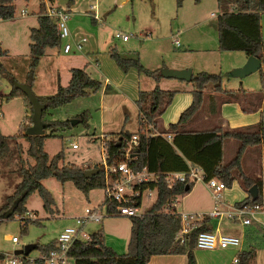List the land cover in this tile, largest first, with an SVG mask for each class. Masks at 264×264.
<instances>
[{
    "label": "trees",
    "instance_id": "1",
    "mask_svg": "<svg viewBox=\"0 0 264 264\" xmlns=\"http://www.w3.org/2000/svg\"><path fill=\"white\" fill-rule=\"evenodd\" d=\"M71 0H68V2ZM182 0H175L179 6ZM220 12L216 15L215 25L217 33V47L219 50H241L244 54H252L260 60L264 59V40L260 32V12H264V0H216ZM14 13L13 0H0V18H10ZM28 61L23 82L30 86L34 78V69L39 57L44 53L46 47H58L62 38L59 37L53 18L45 13L43 2H39L36 12V25L28 30ZM5 49L0 48V54ZM108 54L122 71L129 67L138 72L150 75L154 78L160 76L158 68L148 69L138 60L137 56L119 53L112 45L107 48ZM69 77L65 84L58 83L55 91L47 95H37L38 100L45 104L41 118L48 122L47 132L41 134H24L23 130L30 123V114L26 123L19 124V129L13 134L0 132V156L8 149V140L23 137L27 141L25 152L33 158L32 163L21 164L18 167L19 180L14 184L11 193L4 196L0 205V214L8 217L13 212H23L27 195L36 191L42 201L44 209H50L52 195L41 183V179L52 176L63 182L70 180L72 184L83 192L94 187H103V165L99 163L97 171L90 176L83 174V168L78 164L65 161L62 147L49 155L43 150V140L47 136H53V131L58 126H66L68 120H57L44 118L45 109L55 107L69 101L72 97L85 94L88 89L96 90L101 86V81L91 77L80 67H70ZM11 82L14 77L6 72ZM193 88L190 90L189 103L179 112L174 122H169L168 131L163 133H149L146 127L154 122L156 115L160 114L171 102L175 90L162 89L154 85L149 90H139L135 99L137 106V128L135 132H129L120 128L116 135L104 138V162L114 165L124 158L125 142L132 134L136 135V142L129 149L127 165L133 170H139L143 166L150 171L157 172V178L152 181L142 182L138 185L141 190L144 187H155L156 195L150 205L139 215L130 216L129 233L126 242V250L118 253L103 240L101 229L89 234V238L74 239L67 248V255L73 260V264H145L152 254L184 253L185 264H195L193 248L196 233L200 230H209L213 226L210 218L204 217L183 234L180 241L176 235L180 222L178 213L169 204L174 199L176 188H167L163 179V173L167 171L185 170L187 162L199 165L204 177L215 176L223 181L226 187L230 186L233 177L231 169L235 168L243 185L248 188L254 184L255 194L251 196L248 192L245 197L235 201L245 200L248 202H260L261 179L249 178L240 169L239 158L246 145H254L264 142V126L259 125L255 131H223L218 126L205 130L178 129L177 126L198 108L202 90L211 83L213 90L221 89V76L219 72L197 71L191 74L189 80ZM20 95L24 103L29 104L24 93L10 83V89L4 94V98ZM27 105V106H28ZM31 113V107H30ZM86 112L82 111L77 119L85 121ZM169 134V139L164 134ZM224 137H234L239 140V145L234 156L227 162H222L221 142ZM15 147L20 146L15 141ZM20 151L19 149H17ZM87 168V167H86ZM192 184L188 185L187 190ZM183 186L181 192H185ZM102 203L106 211H114V201H108L104 197ZM127 203L139 206L140 195L132 196ZM167 206V210L163 208ZM25 225L26 220L36 219L22 218ZM260 236L259 247L264 250V225H257L255 229H246L243 235L245 246L236 252L237 261L232 264H248L254 249L253 238L256 234ZM40 253H46L55 245V238L43 244L35 242ZM2 253L0 252V257ZM20 264H44L41 256L27 258L20 257Z\"/></svg>",
    "mask_w": 264,
    "mask_h": 264
},
{
    "label": "rangeland",
    "instance_id": "2",
    "mask_svg": "<svg viewBox=\"0 0 264 264\" xmlns=\"http://www.w3.org/2000/svg\"><path fill=\"white\" fill-rule=\"evenodd\" d=\"M34 2L36 0H29L25 4V0H13V16L0 18V48L5 49V52L0 54V131L3 134L17 132L19 124L21 127V124L26 123L30 116V106L24 103L22 96L15 95L6 99L4 94L9 91L11 83L6 72L11 73L15 80L21 81L22 73L27 68L28 30L30 26L36 25L37 9L33 7ZM88 3L92 8L95 3L96 13L100 17L99 23L92 22L91 11L85 17V26L94 33L99 51L112 45L119 53L135 55L143 66L145 64L151 68L153 64L186 61L192 64L193 68L219 72L222 85L226 84V78L240 80L241 85L246 84L248 79H251V84L254 86L259 83L258 77L261 70L259 68L240 79L229 75L231 66L243 59L245 54L241 50L218 49L215 19L220 10L216 0H182L179 6L176 5L175 0H124L119 3H115V0L112 2L88 0L87 5ZM21 8L25 11L20 12ZM260 17L262 22L260 32L264 40V12L260 14ZM115 31L127 34V39L122 40L114 36ZM175 38L178 40L176 45L173 42ZM109 57L114 61L110 55ZM58 58L61 61L59 55ZM73 62L78 61L73 59ZM62 70L61 75L64 79L63 76L67 70L61 68L60 71ZM88 73L91 77L98 79L92 71ZM66 82L67 78L60 84ZM41 83L45 86L46 94L54 92L44 82ZM209 88H211V83H207L204 89ZM98 95L99 89H88L85 94L74 96L63 104L45 109L44 118L68 120L69 124L58 126L53 131V136L44 138L42 145L44 151L51 155L62 147L65 161L74 162L84 168L91 167L93 164L98 166L102 163L104 147L100 139L102 136L99 137L98 134L104 130L106 136L111 129L99 125ZM119 109L120 114L123 115L122 109ZM82 111L86 112L85 121H78L77 115ZM127 114L129 120L133 112ZM72 118H76L77 121L70 123ZM121 127L122 125H116L112 129L118 130ZM128 128L134 130V122ZM47 131L48 128L45 127L44 132ZM15 141L20 144L18 148L14 145ZM15 141L9 139L7 151L0 156V205L4 201V196L11 193L14 184L19 180L18 167L21 164L26 165L33 162V158L25 152L27 141L23 137ZM72 142L76 144L75 147H71ZM41 183L52 195L53 201L50 209H44L41 198L36 191H32L25 199V211L20 213L15 211L8 217H0L1 253H10L26 243L48 242L55 238L64 226L75 225L73 216L80 214L84 206H98L102 209L103 187H94L83 192L76 188L70 180L60 182L52 176L41 179ZM176 200L180 203L176 204V209H181V211L199 212L200 210L190 209H193V206L204 208L207 204L210 208L212 206L211 195L203 182H197L187 193L183 192L178 195ZM151 201L152 197L147 198L143 193L139 210H145ZM26 211L33 213L27 218L36 219V221L26 220L23 225L24 220L19 216ZM127 219L129 217L124 215H104L99 221H87L82 229L87 235L101 229L103 240L107 245L111 240L117 244L122 239L123 231H126ZM226 221L222 220V224L226 227L224 232L237 234L240 226ZM7 235H15L18 241L12 243ZM259 242L260 236L257 233L253 238V243L259 247ZM240 245L245 246L243 241ZM117 248L116 250H122V248ZM41 254L43 253H40L36 247L31 249L26 256L32 258Z\"/></svg>",
    "mask_w": 264,
    "mask_h": 264
},
{
    "label": "crops",
    "instance_id": "3",
    "mask_svg": "<svg viewBox=\"0 0 264 264\" xmlns=\"http://www.w3.org/2000/svg\"><path fill=\"white\" fill-rule=\"evenodd\" d=\"M28 1L29 0H25V4ZM41 1L43 0H36V2L33 3V7H36V9H38V4ZM105 1L112 2L113 0ZM44 2V6L50 3L53 6L61 8L65 7L68 9V18L66 22H68L70 36L62 39L61 45L58 47L45 48L44 53L39 57L34 69V78L31 84V87L33 89L32 91H34L36 95H47L44 92L45 86H43L41 82H44L45 85L55 91V88L58 83H60L66 78L68 80V70L70 67H80L86 72L92 71L96 76H98V80L101 81V86L98 88L99 125L100 127L102 126L111 129L106 136L104 134V130H102V132H99V137L102 136V138L100 139H104L108 136L116 135V132L120 129L119 128L118 130H113L116 125H122L121 128L129 132H135L137 128L138 116L135 99L139 90H149L154 85H157L159 88L162 89H173L175 90V93L171 102L164 108V110L160 114L155 116L154 122L146 127L149 133H163L164 131H168V123L174 122L179 112L189 103L191 98L190 90L193 88L192 83L190 81L173 77H164L161 75L157 78H154L142 72H137V70H135L133 67H129L126 71H122L117 66V64L109 57L108 53L105 52L107 48L99 51L94 33L89 27L85 26V17L89 14V11H91L92 14L94 9L96 10V7H90L91 4L89 3L88 6V0H71L70 2H68V0H47ZM30 5L32 6V3ZM24 11L25 9L21 8L20 12ZM262 13L263 12H260V14ZM260 18L259 23L261 30L262 22ZM92 22L99 23L100 20L92 17ZM81 38H83V40H81ZM63 41H68L70 43V48L66 52L62 50ZM75 41H81V47L79 49L75 47ZM58 55L60 56L61 61H59ZM245 57L246 54L243 59L233 64V66L231 67L233 68L235 66L240 65L245 60ZM73 59H77L78 62H73ZM263 62L264 60H260L259 70H261L260 75L258 77L259 83L255 84V86L254 84H251V79L246 80L247 83L241 85L239 84L241 82L240 80L237 81V79L233 80L226 78V84H221L220 90H213L212 88L203 89L201 102L198 108L186 119V121L179 124L177 128L184 129L186 131H191L205 130L213 126H218L223 131L249 132L255 131L259 125L264 126ZM153 65V68H151L150 66L148 67L145 64L144 67L148 69H159L163 66L170 68H181L190 66L189 68L191 69V73L203 70L198 67L193 68L194 66H191L192 64L186 61H171L170 63H158ZM61 68H65L67 70L65 75L63 76L64 79L61 75V72H63V70L60 71ZM22 74L23 79L21 81L24 80L25 71ZM230 76L238 79L241 78L232 75ZM119 108L122 109L123 115L120 114L121 111ZM130 112H133V114L128 120L127 113ZM133 122L135 124V129L130 130L128 127ZM107 123L109 125H106ZM263 143L264 142L262 141L254 145H246L243 148L239 158L240 169L246 176L252 179H261L260 203L262 212L259 214L261 225H264ZM238 145L239 140L234 137H224L222 139L221 154L223 163L229 161L234 156ZM231 175L233 177V181L231 185L223 191V203H231L238 201L245 197L247 193V188L243 185L235 168L231 169ZM196 183H194L192 186H194ZM187 191H185V193H187ZM177 196L175 197L174 209L176 211H181V209H176V204H180L179 201L176 200ZM179 208H181V206H179ZM192 208L193 209L190 210L206 211L210 208V205L207 204L204 208L196 206H193ZM222 220L217 221L214 218H210V222H213V226L211 229L217 226L219 230L225 231L226 227L225 224H222ZM126 223V231H123L122 239L119 241V243L115 244L113 240L109 242V246H111L116 252H124L126 250V242L129 233L130 220L127 219ZM258 224L259 223L251 226H245L243 228H240L238 226V233L235 235L239 236L243 241L244 231L246 229H255ZM116 246L122 248V250H116L118 249ZM241 248H243L242 245H240L239 248H234L230 246L224 248L194 247L193 255L195 264H232V257L236 255V252L239 251ZM185 262L186 256L184 253H165L152 254L145 264H185ZM249 262L248 264H264V250L261 247H256L251 258L249 259Z\"/></svg>",
    "mask_w": 264,
    "mask_h": 264
},
{
    "label": "built area",
    "instance_id": "4",
    "mask_svg": "<svg viewBox=\"0 0 264 264\" xmlns=\"http://www.w3.org/2000/svg\"><path fill=\"white\" fill-rule=\"evenodd\" d=\"M44 1L47 0L42 1L45 5ZM45 13L53 18L60 38L64 39L70 36V30L66 22L68 18L67 8L53 6L49 3L45 6ZM92 17L100 20L95 9L92 13ZM114 35L120 37L122 40L127 38V34L119 31L115 32ZM81 40H83V38H81ZM173 41L177 44L176 39ZM74 45L79 49L81 47V41H75ZM69 48L70 43L68 41H63L62 50L66 52ZM165 137L169 139V134H166ZM101 142L104 147V139H101ZM135 142L136 135L132 134L125 142L124 158L114 165L105 164L103 151V192L107 202L114 201V211H106L103 203L102 209L98 206H84L80 214L73 216L75 225L64 226L55 237L54 247L40 255L44 264H73L72 258L67 255V248L74 239L85 240L89 238V235L82 229L87 221H99L104 215H124L128 217L139 215L143 212L139 210V206L127 203L132 196L137 194L140 195V203L143 193L147 198L152 197V201L154 200L156 195L155 187L147 186L141 190L137 187L142 182L155 180L157 178V172L150 171L144 166L139 170H133L127 165V160L130 156L129 149ZM75 146L76 144L72 142L71 147ZM163 179L167 188H176L174 199L169 204V208H174L175 197L183 193L180 191L182 186H188L189 184L193 185L196 182H203L212 198V206L207 211L190 212L175 210L178 213L180 222L179 229L176 232L180 241L183 238V234L187 233L196 221H200L204 217L214 218L217 221L224 219L232 224L239 225L240 228L255 225L257 223L261 225L259 219V214L262 212L260 202L241 200L239 202L223 203V191L227 188L223 181L215 176L205 178L202 168L195 163L188 161L185 170L164 172ZM167 209V206H165L164 210ZM30 215H33V213L26 211L19 217L22 219ZM9 240L12 243L18 241L15 235H10ZM240 242L241 239L239 236L219 230L218 227L215 226L213 229L198 231L195 236L194 247L224 248L230 246L239 248ZM21 256L22 255L13 254L12 251L10 253L3 252L0 257V264H20ZM235 261H237L236 255L232 257V262Z\"/></svg>",
    "mask_w": 264,
    "mask_h": 264
},
{
    "label": "water",
    "instance_id": "5",
    "mask_svg": "<svg viewBox=\"0 0 264 264\" xmlns=\"http://www.w3.org/2000/svg\"><path fill=\"white\" fill-rule=\"evenodd\" d=\"M123 0H115V3H119ZM260 59L252 54L246 55L245 60L238 66L233 67L229 73L232 76L242 77L257 68H259ZM159 74L164 77H173L182 80L189 81L191 78V69L189 67H181V68H170V67H160ZM11 84L21 90L26 96L30 107V123L23 130L24 134H41L45 127H47L48 122L41 118L42 110L45 107L43 102L38 100L37 95L32 91L31 86L23 81H17L15 79L11 80ZM76 118L70 119V123L76 122ZM264 145V143H263ZM97 171V165L93 164L91 167L83 168V174L85 176H90L91 174ZM184 190H187L188 186H183ZM256 187L254 184L250 185L247 188V192L253 196L255 194ZM6 216V215H5ZM0 214V217L3 218ZM35 243H26L21 248H15L12 250L15 255H26L31 249L35 248Z\"/></svg>",
    "mask_w": 264,
    "mask_h": 264
}]
</instances>
